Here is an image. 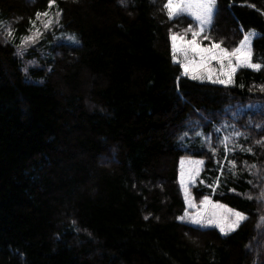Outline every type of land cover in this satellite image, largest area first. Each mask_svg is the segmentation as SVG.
I'll return each mask as SVG.
<instances>
[{"label": "trees", "instance_id": "16d2710c", "mask_svg": "<svg viewBox=\"0 0 264 264\" xmlns=\"http://www.w3.org/2000/svg\"><path fill=\"white\" fill-rule=\"evenodd\" d=\"M166 1L0 0V264H264L259 237L260 255L248 245L264 224V133L234 137L252 153L202 144L242 119L264 126V0H217L211 39L230 49L239 27L258 33L261 68L227 86L179 76L168 34L188 20L169 19ZM57 11L48 30L36 20ZM183 156L204 161L195 196L245 214L235 231L178 221Z\"/></svg>", "mask_w": 264, "mask_h": 264}, {"label": "snow or ice", "instance_id": "6c2138e0", "mask_svg": "<svg viewBox=\"0 0 264 264\" xmlns=\"http://www.w3.org/2000/svg\"><path fill=\"white\" fill-rule=\"evenodd\" d=\"M50 5L54 3V0H49ZM216 3L217 0H167L165 8L167 9V14L171 18L175 15L187 13L189 16L193 17L196 22V27L189 25L185 29V32L191 33V40L187 43H181L178 47L177 41L183 40L176 33L170 35L172 58L174 62H178L180 67L184 70L183 75L190 76L193 80H208L212 83H217L220 85H230L234 82L233 77L235 73L240 68H250L259 70L261 64L253 62V51H252V41L256 36L255 31L249 30L239 41V45L230 51L226 48H222L218 43H210L208 45H203L201 40H209L210 37L203 34L205 31V26L212 24L214 16L216 13ZM61 13L57 11L55 16H49L48 12L37 13L36 20H40L43 16L46 19L41 21L42 27L45 30L52 28L54 25H58L59 17ZM33 26H35V21H30ZM42 33L40 29L37 28L35 32L31 35H26L21 38V45L23 49L18 51V55H23L24 51L27 50L29 45H34L37 40L41 37ZM8 37H12L11 30L8 31ZM198 37L200 39H198ZM21 45H18L20 49ZM177 53L182 57L181 60H177ZM33 63L29 61V64ZM200 75H197V72ZM24 72L27 74V66L24 68ZM261 91H264V86H261ZM223 127H228L224 125ZM235 129V125L231 126ZM217 133L220 132V128H215ZM187 132L183 133L186 137ZM195 136H204L201 132H195ZM245 134L239 131H233L228 135H225L222 139L217 136V140L220 144L224 146L225 154L233 152L236 148H239L242 152L252 153L251 147L244 149L241 145L235 142L234 137L244 136ZM211 136H204L203 143H207L210 150L215 155L216 148L211 146ZM257 144L262 143L261 140L256 141ZM232 144L233 147L229 148L228 145ZM246 167H255V165H248L247 161L244 162ZM204 164L203 160L192 159L191 157H182L180 160V184L184 190L185 203L189 208H195L197 211L194 214L189 215L190 222L201 227L207 225H215L219 228L222 234H228L234 231L242 221L246 220L247 217L243 212L235 211L233 209H228L226 214H221L218 209L221 205L219 203H213L208 196H204L199 203V206L193 202L191 193L189 192V187L197 181V178L201 172V166ZM230 165V171L235 175V161H228ZM221 169L223 165L220 166ZM251 183V181H249ZM261 199H264V192L261 193ZM251 199V197H249ZM178 219L183 220L184 217L181 216Z\"/></svg>", "mask_w": 264, "mask_h": 264}, {"label": "rangeland", "instance_id": "374dc122", "mask_svg": "<svg viewBox=\"0 0 264 264\" xmlns=\"http://www.w3.org/2000/svg\"><path fill=\"white\" fill-rule=\"evenodd\" d=\"M23 1H26L27 3H32V2H34L35 0H23ZM63 1V0H62ZM71 1V0H70ZM119 4H122L121 2L119 3ZM185 15H187V16H189L187 13H185ZM175 16H177V15H175ZM175 16H173V17H175ZM167 17L170 19V17L168 16V14H167ZM189 17H191V16H189ZM172 18V17H171ZM191 18H193V17H191ZM194 19V18H193ZM189 25H192L193 27H196V23L194 22V21H189V22H185V24L183 25V28L182 29H176V30H172V29H170V32H169V34H168V42H167V45H168V52H169V56H170V63L172 64V65H174V66H176V67H178L179 69H180V74H179V76L180 77H182V76H185V75H183V69L180 67V64L178 63V62H174L173 61V58H172V49H171V40H170V35L175 31V32H179V31H182L183 29H184V33H185V29L186 28H188V26ZM205 28H206V26H205ZM239 29H240V33H241V37H240V39L238 40V42L237 43H235L234 45H232V49L233 48H235V47H237L238 45H239V41L241 40V39H243V37H244V35L249 31V30H247V31H245V30H243L241 27H239ZM253 31V30H252ZM215 32H216V29L215 28H212V27H210V28H206V30H205V34L206 35H208L209 37H212V36H215ZM234 32V31H233ZM180 33H182V32H180ZM180 37H182L183 38V40H178L177 41V45H178V47H179V45L183 42V43H187V41H189V40H191V33L190 32H188L187 33V35H179ZM55 37H57V36H55ZM223 37L224 36H221V39L222 40H224L223 39ZM236 37V35H234L233 36V38H232V40H231V42H229V40H226L225 39V44H227V45H230V44H233V41H234V38ZM198 39H200L199 37H198ZM219 42V41H218ZM217 41H214L213 39H209V40H201V43L203 44V45H208V44H210V43H218ZM221 42H219L218 44H220ZM220 46L222 47V48H225L223 45H221L220 44ZM230 48V47H229ZM231 48L230 49H228L229 51L231 50ZM18 52H16V54H17ZM18 55V54H17ZM18 56H21V55H18ZM182 59V57L179 55V53H177V60H181ZM256 63V62H255ZM23 64H24V62H23ZM183 70V71H182ZM201 73L198 71L197 72V75H200ZM186 78H189L190 76H185ZM199 82H203V83H207V84H209V85H213V86H224V85H220V84H217V83H212V82H209L208 80H206V79H204V80H200L199 79ZM224 104H227V101H225L224 102ZM223 116H225V117H223ZM228 112H225L222 116L221 115H219V118H221V119H225V120H227L228 118ZM183 120H185V119H182L181 121H180V124L179 125H182L181 124V122L183 121ZM204 122H205V124L207 125L208 124V121L206 120V119H204ZM230 121H228L227 123H229ZM237 122H239V123H241V124H239L238 126L239 127H241V129H240V131L242 132V133H245V132H249V133H264V126L263 125H256L254 122H250L249 123V121H247V120H239V121H237ZM184 125V124H183ZM175 129H178V127H176ZM197 138H199V137H197V136H195L194 135V133H188V135L186 136V139L187 140H190V141H194L195 139H197ZM212 140L214 139V141L215 140H217V137L215 136H212V138H211ZM201 140H203V139H201ZM218 142V141H217ZM217 142L215 143L216 145H217ZM201 145V144H200ZM233 146V145H232ZM243 147V146H242ZM200 151L202 152V153H205V149L204 150H201L200 149ZM183 157H191L192 159H197V160H201V159H199V158H195V157H192V156H183ZM182 158V157H181ZM181 158L179 159V162H178V167H177V182H178V187H179V191H180V195H181V198H182V196H183V204H184V208H183V210H182V212L178 215V218L179 217H181V216H183L184 217V219L183 220H185V222L186 223H189V224H192L191 222H190V219H189V215L190 214H194L196 211H197V209H195V208H189L187 205H186V203H185V198H184V190L182 189V187H181V184H180V160H181ZM107 160V159H106ZM114 160V161H113ZM108 161H113V162H116V160L115 159H113V158H110V160H108ZM201 170H202V166H201ZM205 178H206V176H205ZM197 180H198V178H197ZM196 183H197V181L195 182V183H193L194 185H196ZM190 192V191H189ZM192 199H193V202L196 204V205H198L199 206V203H200V200L201 199H199V200H195L193 197H192ZM212 201V200H211ZM214 204L215 203H217L218 201H216V200H213L212 201ZM219 203V205H221V206H223V207H221L220 209H218V211L221 213V214H226L227 213V210L228 209H233V208H231V207H229L228 205H226V204H223V203H221V202H218ZM233 210H235V209H233ZM235 211H238V210H235ZM181 220V219H180ZM261 224V223H260ZM192 225H194V226H199V225H195V224H192ZM204 227H215L216 229H218L219 230V228L218 227H216L215 225H207V226H204ZM261 227H262V229L257 233L255 230H254V236H252L251 238H250V242L248 243V245L249 244H251L250 245V247H251V249L252 250H258V254L260 255V249L259 248H256L254 245H253V241H255V239H257L258 237H259V241H260V248H264V224L263 225H261ZM238 228V227H237ZM235 231V230H234ZM232 232V231H231ZM219 233L221 234V232H220V230H219ZM255 235H256V237H255ZM261 258V257H260ZM261 261H264V259L262 258L261 259Z\"/></svg>", "mask_w": 264, "mask_h": 264}]
</instances>
